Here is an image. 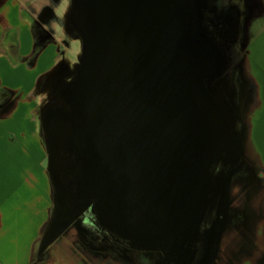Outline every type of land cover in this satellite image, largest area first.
Segmentation results:
<instances>
[{
    "label": "flooded vegetation",
    "instance_id": "obj_1",
    "mask_svg": "<svg viewBox=\"0 0 264 264\" xmlns=\"http://www.w3.org/2000/svg\"><path fill=\"white\" fill-rule=\"evenodd\" d=\"M104 1L110 21L108 35L111 48L103 52V0H78V6L81 2L84 5L85 13H79L77 20L85 34L82 40L87 44L86 55L90 56L88 68L95 77L80 94L76 90L71 91L74 98L71 110L63 108L56 111L47 107L42 110L40 118L47 166L52 171L49 177L56 190L60 212L53 223L57 221V231L65 233V238L93 261L97 256L103 262L104 249L109 256L108 261L121 264H217L219 257L224 258L228 252L224 239L226 237V242L229 241L232 234L229 230L233 225L237 221L251 225L255 218H259V211L251 208L250 200L238 199L235 202L231 194L233 184L242 188L239 176L244 173L240 164L246 161L241 157L245 151V130L241 121L246 97L253 90L251 85H247L249 78L245 85L241 84L246 91L235 85L242 79V68L237 61V47L235 50L231 48L230 35L227 36L226 31L230 24L228 18L235 16L237 10L226 9L228 0H198L201 26L211 41V47L200 53L205 87H221L232 106L230 132L237 129L239 139L237 142L230 138L221 157L209 166L211 182L203 215L187 235L180 233L173 239L167 211L163 221L151 212L148 220L142 219L141 223L137 217L131 218L132 222L123 218L117 210L115 194L121 181L115 175L111 162L103 155V86L109 87L114 63L125 51L123 32L132 21L136 0ZM93 9L94 13H91ZM44 27L48 32L43 31L38 22L32 23L31 31L36 42L41 38L66 40L58 37L53 27L45 23ZM5 43L13 45L7 37ZM103 55L107 56L104 61ZM63 66L65 68V64ZM86 77L84 75V83ZM230 87L232 89L228 93ZM4 95L0 90V100ZM235 99L240 106L238 109L233 103ZM82 100L84 103L80 102ZM255 168L250 170L251 178L245 179V186L257 191L264 188V180ZM182 225L180 215L176 228L181 230ZM244 238H253V234H244ZM227 259L233 260L231 255Z\"/></svg>",
    "mask_w": 264,
    "mask_h": 264
},
{
    "label": "water",
    "instance_id": "obj_2",
    "mask_svg": "<svg viewBox=\"0 0 264 264\" xmlns=\"http://www.w3.org/2000/svg\"><path fill=\"white\" fill-rule=\"evenodd\" d=\"M104 3L103 52L111 48ZM122 38L125 51L103 86V155L121 181L117 210L141 223L151 212L163 221L167 211L174 239L205 211L210 164L230 138L238 142L232 106L219 85L205 87L200 53L211 41L198 0H136Z\"/></svg>",
    "mask_w": 264,
    "mask_h": 264
},
{
    "label": "crops",
    "instance_id": "obj_3",
    "mask_svg": "<svg viewBox=\"0 0 264 264\" xmlns=\"http://www.w3.org/2000/svg\"><path fill=\"white\" fill-rule=\"evenodd\" d=\"M259 1L260 10L252 21L257 31L245 49L247 73L254 86L251 99L245 100V106L251 105L252 120L257 119L256 115L264 119V0ZM63 2L0 0V90L5 94L0 100V264H103L86 258L61 235L42 238L51 218L53 191L44 164L46 146L31 111L34 108L31 101L35 96L23 94L36 75V63L29 67L24 60L28 54H35L36 50L40 52L45 47L60 49L56 39L41 38L36 42L31 25L38 22L42 30L48 32L44 27L45 22L49 23L48 18L49 25L54 28L52 12L58 10ZM25 26H29L34 41L30 53L21 48L23 38L20 33L24 32ZM6 37L13 41V45L7 46ZM15 57L21 58L20 61H15ZM9 73L24 79L16 83L7 81ZM7 140L9 144H6ZM257 167L263 177L264 165ZM261 201L258 197L250 200L252 204H261L259 218H255L251 225L237 221L229 230L232 234L227 249L233 260L248 253L251 257L255 249L257 255L252 264H264V203ZM249 233L253 238H244V234ZM238 234L243 235L240 237Z\"/></svg>",
    "mask_w": 264,
    "mask_h": 264
},
{
    "label": "rangeland",
    "instance_id": "obj_4",
    "mask_svg": "<svg viewBox=\"0 0 264 264\" xmlns=\"http://www.w3.org/2000/svg\"><path fill=\"white\" fill-rule=\"evenodd\" d=\"M217 1V0H216ZM229 4L226 5V3H221L226 5V9H232L233 11L237 10V13L235 12V16L229 17L228 20L230 22L228 26V30L226 31L227 36H229L231 48H236V54H237V61L240 63V67L242 68V75L240 76L242 79L239 81V83L235 84L237 87L242 86V91H246V88L243 86L244 83H247L245 81H248L247 78L250 79L248 73H247V62L246 56H245V49L246 45L248 43V40L251 36L255 34L257 31V26L252 24L253 19L258 14L260 10V1L259 0H228ZM218 2V1H217ZM78 0H64V2L61 4L58 10H50L53 14V18H51V22H53L54 30L56 31V34L59 36H62L66 38V40H58L56 43L59 42L60 49L57 50V47H45L40 52L39 50L35 51V54H28V56H25L24 62L27 64V66H31L32 63H36V75L31 79L29 82L28 88L23 91V94H27L31 97L35 96V99L31 101V105L34 107L32 108V113L35 118L36 124H37V130L38 132H41V125H40V118L42 115V110H45V108L50 107L51 110L58 111L59 109L66 108L65 110L70 109L72 105V90H76L79 94L86 90L90 86V82L93 80V73L90 68H88V62L90 59V56L88 57L86 55L85 48L87 47V44L85 41V34L84 30L81 28L80 22H78L77 18L79 13H81L80 6H78ZM12 9V8H10ZM57 14H59L57 16ZM82 14V13H81ZM2 19V18H1ZM48 22L50 23L49 19L47 18ZM46 20V21H47ZM49 23L45 22L46 25H49ZM23 27V26H22ZM21 27V28H22ZM29 31H25V29ZM23 28L24 32L20 33V36H22V50L26 53H30L32 46L34 45V41L32 40V34L30 32L29 26H25ZM71 38L73 40H71ZM83 39V40H82ZM228 39V38H227ZM71 42V43H70ZM3 44V43H2ZM70 47L73 49V52L75 53L73 55ZM235 50V49H234ZM234 52V51H233ZM34 55V57H33ZM55 55V56H54ZM14 58V57H13ZM21 58H16L15 61H20ZM13 60V59H12ZM13 60V61H14ZM87 60V61H86ZM65 64V68H63ZM61 65V66H60ZM63 66V67H62ZM33 69V68H32ZM84 75L86 77V83H84ZM91 76V77H90ZM237 76V75H236ZM21 76H13V73H9L7 75L6 80L10 82H20ZM243 83V85H241ZM250 87V82L247 84ZM85 86V87H84ZM236 88V87H235ZM232 87H230L228 90V93H230ZM11 94L13 93L12 90L10 91ZM13 97V96H12ZM13 99V98H12ZM84 99V98H81ZM233 99V94H232ZM12 101V100H11ZM84 100L80 101L81 103ZM233 101V100H232ZM252 101V100H251ZM234 105L238 107V104H236V99L233 101ZM243 107V106H242ZM71 110V109H70ZM251 112V105L247 104L243 107V119L241 121V127L245 130V151L244 155H241L243 159H245V164H240V166L243 167V173L242 176H239L241 178V185L242 188L239 189L237 184H233L231 188V194L234 198V201L236 202L238 199L241 200H252L254 197H258L261 199L262 203H264V188H259L257 191L251 189L252 187L245 186L247 183L245 181L246 178H251L250 170L252 168H255V165L260 166L264 165V119H260V115H256L257 119L252 120V116L250 114ZM9 139V143H10ZM8 140L6 144H9ZM46 144V143H45ZM48 147V145H47ZM254 155L256 157H254ZM260 156V158H259ZM241 157L239 158L240 160ZM260 161V163H259ZM262 163V164H261ZM44 164L47 166V159H44ZM252 167V168H251ZM47 173L52 175V171L48 170ZM257 171V167L255 168ZM263 173V180H264V171ZM47 174V175H48ZM237 177V175H236ZM236 180V179H235ZM53 191V209L51 213V218L49 221V224L46 226V230L42 234L43 236H51L56 237L57 235H61L63 237V234L65 233H59L57 231V228L55 226H58L57 221L53 223L56 218L59 216L60 212L57 198H56V190L53 184L52 187ZM252 204V203H251ZM261 204L259 202L252 204V209L259 210L261 208ZM70 233V232H68ZM71 234V233H70ZM68 235V234H67ZM225 244L227 247L226 237H225ZM224 251V250H223ZM226 253V251H224ZM229 252H227L223 257H219L217 260V264H227L228 260L227 257H229ZM257 255V251L253 249L252 256H246L242 255L238 257L241 259L239 261L238 258L236 260H231L229 264H252L255 261ZM95 261L97 263L102 262V258H97V256L94 257ZM230 259V258H229ZM109 256H107L106 252L103 249V264H121V262L116 261V263L108 261Z\"/></svg>",
    "mask_w": 264,
    "mask_h": 264
},
{
    "label": "trees",
    "instance_id": "obj_5",
    "mask_svg": "<svg viewBox=\"0 0 264 264\" xmlns=\"http://www.w3.org/2000/svg\"><path fill=\"white\" fill-rule=\"evenodd\" d=\"M250 83H251V86H252V88H253V90H254L253 82H251V80H250ZM253 90H252V94H253ZM252 94H251V95H252ZM251 95L247 96L246 100L249 101V100L251 99Z\"/></svg>",
    "mask_w": 264,
    "mask_h": 264
},
{
    "label": "bare ground",
    "instance_id": "obj_6",
    "mask_svg": "<svg viewBox=\"0 0 264 264\" xmlns=\"http://www.w3.org/2000/svg\"><path fill=\"white\" fill-rule=\"evenodd\" d=\"M79 6L82 8L84 5L82 6V2H81V4ZM90 12L92 13V11H90ZM81 13L84 15L85 12L81 11Z\"/></svg>",
    "mask_w": 264,
    "mask_h": 264
}]
</instances>
